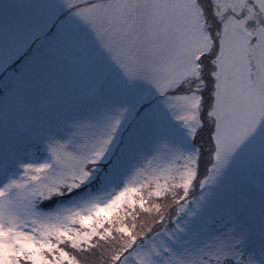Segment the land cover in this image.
I'll return each mask as SVG.
<instances>
[{"label":"snow or ice","instance_id":"snow-or-ice-1","mask_svg":"<svg viewBox=\"0 0 264 264\" xmlns=\"http://www.w3.org/2000/svg\"><path fill=\"white\" fill-rule=\"evenodd\" d=\"M0 264H264V0H0Z\"/></svg>","mask_w":264,"mask_h":264},{"label":"trees","instance_id":"trees-1","mask_svg":"<svg viewBox=\"0 0 264 264\" xmlns=\"http://www.w3.org/2000/svg\"><path fill=\"white\" fill-rule=\"evenodd\" d=\"M91 259H92V258H90V262H91Z\"/></svg>","mask_w":264,"mask_h":264}]
</instances>
